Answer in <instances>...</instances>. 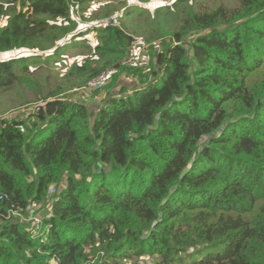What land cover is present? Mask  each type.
I'll list each match as a JSON object with an SVG mask.
<instances>
[{"label": "trees", "instance_id": "16d2710c", "mask_svg": "<svg viewBox=\"0 0 264 264\" xmlns=\"http://www.w3.org/2000/svg\"><path fill=\"white\" fill-rule=\"evenodd\" d=\"M93 1L0 0V52L58 56L83 35L79 11L102 16ZM184 1L154 13L180 20ZM191 6L172 30L153 24L147 42L164 44L145 64L124 62L135 32L122 17L93 26L71 74L83 86L117 69L96 112L51 93L27 121L0 119V264H264V0ZM39 59L0 61V89ZM32 203L50 204L38 234L13 217Z\"/></svg>", "mask_w": 264, "mask_h": 264}, {"label": "rangeland", "instance_id": "374dc122", "mask_svg": "<svg viewBox=\"0 0 264 264\" xmlns=\"http://www.w3.org/2000/svg\"><path fill=\"white\" fill-rule=\"evenodd\" d=\"M175 1L177 0H113L110 4L109 10H105L103 9V5L109 2L108 0H94L92 6L96 7L99 4L103 3V5L95 11V13H99L102 16L106 11H109V16L118 13L110 18L108 17V20L114 24H119L120 26L121 23L119 19L122 17V21H126L128 23L131 30L135 32L133 34L134 42L132 46L135 47L138 53L136 62L140 57L139 55L143 53V64H145L147 61L148 50L151 47H155L157 45L162 47V45L164 44V41L162 39L155 40L151 45L146 40L147 33L153 29L154 23H158L159 25L157 26H163V24L166 25V29L167 31H169L180 25L181 20L184 18L186 13L182 11L187 9V5H192L191 8L196 12H211L210 10L217 7H222L226 11H229L231 9L237 8L239 5V0H187V2H182L181 8H176V10L181 12L179 15L180 20H178V18L175 19V17L173 15H170L169 12L161 11L162 9H159V15H156V13H154V11L158 7L162 8L163 6L172 5ZM129 6H136V8L139 7L141 9H144L145 11L144 13H140V16L134 15L136 14V12H138V10L135 13H129V16H126L127 14H125V12L126 9L129 8ZM75 15L77 16V13ZM93 15L95 14H91V10L89 9H87L84 13L79 11V18L77 20L82 24L80 25L81 30H83V28H87L88 26L93 27L96 24H99L98 27H102L100 25H103V20L107 19L104 18L105 16L93 19ZM5 21V17L0 18V25L4 24ZM123 28L127 27L124 26ZM95 31L96 30L93 28L88 30V39H80L76 44H73L74 40H72L70 44L73 45L67 47L65 46L64 51H60V54L58 56L52 57L48 61L45 59L46 56L53 54L55 49L40 50L20 48L7 51L6 53H0V61H6L23 56H40L38 64H30L31 72L30 74L25 76L22 81L13 83L11 87L0 89V119L6 118L9 120L17 119L27 121L30 117V114L35 112L40 106H44V104L49 100L57 98L56 96H49L48 98H45L51 93L58 95V98H64L66 100H71L74 102L80 101L84 104L88 103L86 101L87 99L93 100V98L95 96H98L100 93H103L104 95L105 91L109 88L108 86L105 85L97 91L84 89V87L79 86V81L75 78V76L71 74V68L74 65V62H83V60L87 57V54H90V46L82 44H86L87 40H90L91 43L98 41ZM191 35L184 39V44L187 47L189 46ZM69 37L70 36H66L65 38L69 40ZM166 39L169 41L170 37L167 36ZM55 44V47H57L58 40ZM127 78L128 80H132V78L130 77ZM86 105L88 106V104ZM98 106L100 109L103 107V104L99 103ZM89 107L91 112H96L97 108H94L93 105ZM19 128L23 131V127ZM56 190L57 186L55 184H52L49 187V198H51L56 193ZM49 208L50 204H28L26 206V209H19L20 211L16 214V219H19L21 223L28 226V229L32 230L33 234H38L40 232L39 230L43 226V220L45 219V217L47 218L50 215ZM188 216L191 220L192 217L190 213H188ZM261 217H264V214H262ZM43 231H45L44 228ZM99 258L100 254L91 256L88 264H93ZM145 258L146 257H140L139 264H149L152 262L150 259ZM51 264L56 263L55 261H52Z\"/></svg>", "mask_w": 264, "mask_h": 264}, {"label": "built area", "instance_id": "2783aa9c", "mask_svg": "<svg viewBox=\"0 0 264 264\" xmlns=\"http://www.w3.org/2000/svg\"><path fill=\"white\" fill-rule=\"evenodd\" d=\"M107 20H108V18L106 20H103V25H100V26L103 27V26H106V25H109V24L115 25L114 23L110 22L109 20L107 21ZM96 26H99V24H96ZM133 42H134V40H133ZM133 42H132V44H133ZM137 55H138V53H137L135 47L131 45V47L129 49V52L127 54V57H126L124 62L127 63V64L128 63L129 64L136 63ZM141 55H142V53H141ZM141 55H139L140 57L139 56L138 57L144 59V56H141ZM143 59H138L137 63H142ZM116 72H117L116 68H111V69H109L107 71H103L98 76H96L95 78L91 79L86 85H84L82 87H84V89H88V90H100L102 87H104L109 82V80L112 78V76L114 74H116ZM1 198H2V195L0 194V199ZM16 210L17 209H15L13 211V214H14L13 217L14 218H16V214L18 213V212H16ZM14 212H16V213H14Z\"/></svg>", "mask_w": 264, "mask_h": 264}, {"label": "crops", "instance_id": "0c3cea01", "mask_svg": "<svg viewBox=\"0 0 264 264\" xmlns=\"http://www.w3.org/2000/svg\"><path fill=\"white\" fill-rule=\"evenodd\" d=\"M89 10H92V8L91 7H89L88 8ZM86 12V11H85ZM84 13V12H83ZM116 14H118V13H116ZM116 14H114V15H116ZM104 18H108V17H104ZM78 25H77V28H76V30H75V32L73 33V34H78V33H81V32H83V35L81 36V37H78L77 38V40H80V39H82V40H84V39H88V34H87V31L88 30H90V29H97V27H90V26H88L87 28H83V30H81V28H80V25H82L81 23H77ZM116 26H119V24H115ZM88 45H90V47H92V46H94V45H96V43H97V41H95L94 43H91L90 42V40L88 41L87 40V42H86ZM10 51V50H9ZM5 53L7 52V51H4ZM0 53H2V52H0ZM142 56V55H141ZM140 59V58H139ZM77 62H80V61H77ZM97 91V90H96ZM106 97V94L104 93V95H103V93H100L98 96H95L94 98H93V100H86L88 103H86V104H88V106H92L93 105V107L94 108H97V106L99 105V103L101 104V103H103V99Z\"/></svg>", "mask_w": 264, "mask_h": 264}, {"label": "bare ground", "instance_id": "6f19581e", "mask_svg": "<svg viewBox=\"0 0 264 264\" xmlns=\"http://www.w3.org/2000/svg\"><path fill=\"white\" fill-rule=\"evenodd\" d=\"M107 70H109V69H107ZM107 70H105V71H107ZM98 75H99V74H98ZM98 75H97V76H98ZM95 77H96V76H95ZM95 77H94V78H95ZM92 79H93V78H92Z\"/></svg>", "mask_w": 264, "mask_h": 264}, {"label": "water", "instance_id": "95a60500", "mask_svg": "<svg viewBox=\"0 0 264 264\" xmlns=\"http://www.w3.org/2000/svg\"><path fill=\"white\" fill-rule=\"evenodd\" d=\"M145 86H147V85H145ZM145 86H144V87H145Z\"/></svg>", "mask_w": 264, "mask_h": 264}]
</instances>
